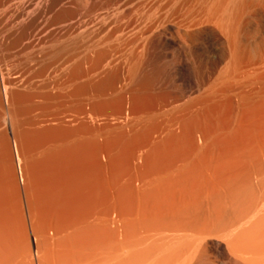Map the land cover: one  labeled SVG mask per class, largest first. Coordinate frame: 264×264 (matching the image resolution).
Wrapping results in <instances>:
<instances>
[{"label": "rangeland", "instance_id": "1", "mask_svg": "<svg viewBox=\"0 0 264 264\" xmlns=\"http://www.w3.org/2000/svg\"><path fill=\"white\" fill-rule=\"evenodd\" d=\"M210 1L0 0V200L16 209V238L7 236L18 264H62L34 239L70 242L75 218L96 205L108 228L122 213L160 215L181 199L202 214L206 195L162 185L173 164L264 168V0H213L233 6L231 29L218 31L216 21L201 22L199 5ZM222 38L235 43L232 52L239 47L238 66L230 67ZM14 146L36 163L30 192Z\"/></svg>", "mask_w": 264, "mask_h": 264}, {"label": "bare ground", "instance_id": "2", "mask_svg": "<svg viewBox=\"0 0 264 264\" xmlns=\"http://www.w3.org/2000/svg\"><path fill=\"white\" fill-rule=\"evenodd\" d=\"M200 1L201 0L199 1L197 0V2L199 3ZM204 1L205 0H203V3ZM223 1H225L224 4L220 3L219 1L218 2L219 4L222 5H226V3H229L228 0L227 2L226 0ZM204 4L199 5L200 7L202 6V8H204V12H202L203 9L201 10L200 7H199L200 10L198 8L200 12L197 10L199 13L202 12L204 14L205 18L202 17V20L204 18V21H201V18L198 19L197 17H194L196 18L195 20L201 22H205L206 20L207 21L209 20L210 24L216 21V24L215 23L214 24L217 26V29L215 28L217 31L218 29L220 30L219 28L220 26H222L223 29L227 30L226 28L227 24L228 23L231 24L233 20V19L231 20L232 18L231 14L233 13L229 14L230 9H232L233 6L229 9L221 5L217 6V2H214L213 0L208 2L206 5ZM226 7H229L228 4ZM227 9L229 10V12L227 11ZM198 14L196 12L195 15L200 17L201 14L200 15ZM194 18L190 19L192 24H193L192 20ZM230 20L231 22H229ZM207 21L205 23L209 24L207 23ZM194 23L196 26L197 23L196 22ZM199 24L201 23L198 22V26H200ZM192 27L193 26H190V28ZM229 27L228 29H231ZM232 28H234V26ZM223 31L225 32V30ZM231 31L233 33L234 30ZM227 32L224 33L225 35H227L225 37L229 38L231 36V38H229L230 40L231 39L233 40V38H237L235 37V35L233 36L231 34L230 35L226 34ZM226 39L224 38L221 41L222 47L221 46L220 47L223 49L225 58L227 57L226 59L229 61V63L230 62L232 63L229 64V65H233L230 67H234L236 63L233 62H235L234 60L236 59L233 60V56H234L233 53H235L236 55V52L238 51L239 47L238 49H236L237 50L236 52H232L231 47L234 48L235 45L230 46V44L234 43L235 41L233 40L234 42L231 41L232 43H229L228 42L229 39L227 40ZM235 43L237 44V41ZM108 44L110 45L111 43ZM100 45L97 46L100 47ZM41 48L42 47L39 46V49ZM42 52L43 51H41L40 53ZM32 56H30L31 58L29 57L28 60L32 64H35L36 59H34V57ZM236 56L238 57V55ZM225 58H223L224 61ZM28 60L26 62H28ZM17 64L18 63H16V65ZM224 64L225 63H223V65ZM233 70L234 69H232V72L234 73L235 70L234 71ZM224 73L226 72L221 71L220 73H218L219 76H217L219 77V80H221V83L227 80V79L225 80L223 79ZM231 75L233 74H230L229 76ZM226 77L228 78V76ZM216 79H217L216 82H218V78ZM231 81H235V80H231ZM225 84L223 83L222 85ZM236 84L238 86L237 82ZM213 87H215V85ZM3 92L5 93V88L3 89ZM16 148H15V152H16L15 164L17 167L19 180L22 185H25L26 184L25 181L27 180L26 189L27 192L28 191L30 192L33 186L30 183V181L32 180L30 173L33 169H35L34 167L36 166L35 165L36 163L35 162L29 163L25 159L20 158L21 156L17 155L18 149L16 151ZM227 165H223L222 167L216 166L214 168L204 169V168H188L185 165L178 166L173 164L169 168L167 167L166 169H164L163 171L164 176L162 178L163 186L169 187L172 186L171 184L173 183L174 186L181 188V190L178 191L180 195L182 194L188 197H192L196 193H198L200 197L202 195H206L208 199L205 207L206 211L202 212V214L197 213L201 205L192 201L184 202V200L181 199V201L183 202L174 204V206L176 207L166 209L160 215L148 217L146 215H143L142 213L140 214L135 213V215L133 213L130 214L127 212H125V214L122 215L123 214L122 213L120 214L119 217L113 219V223L111 222L113 224L112 227L108 228L107 226L109 224V223L107 224L108 220L106 221L104 217L99 216V214H98L99 217H97V215L95 217L96 214L95 209H97L96 208L97 205L95 206V208L93 205L95 213L93 210L91 213L87 215L75 218V220H77V223H75L72 226L76 229V231L71 235L72 238L70 242L62 240L56 246L55 245L52 246L50 244V241L44 234L39 237V240H37V238L34 239V244L36 245L37 249L41 251L40 253L47 254V256L45 255L47 259H48V255L51 258L57 255L56 259L58 257L59 260L61 258L62 259L63 258L65 259L66 257L68 258V256L70 255H72L73 258L74 256H76L77 260L75 258V260L73 261L76 262L73 264H264V168L263 169L260 168L254 171L244 170L238 173L237 170L233 168L234 166H229V165L227 166ZM16 193H18L17 189H16ZM137 202H134L132 204L136 205ZM106 206H108L110 209L111 205L110 206L106 205ZM114 207L113 209H115ZM14 209L15 208L12 207L11 203H8L5 200H0V264H18V260H16L18 257L15 258L16 256L13 254L14 251L11 250L12 244H10L11 242H9L8 240L11 238V237L8 238V236L12 235V233L10 232H12L11 229L13 228V226L14 228L17 227L16 226L17 223L12 225L13 224L12 221L13 222L15 221L13 220L15 219L13 213L16 209L15 210ZM33 212H34V208H32L31 206V209H29V213L31 214ZM45 212L46 211H44V213ZM12 215L14 217L11 220ZM40 217L43 219L44 216L43 217L40 216ZM45 219L49 220L51 218H49V215H47L43 219L44 222ZM110 219L111 218H109V220ZM30 220H32V218ZM33 220L35 219L33 218ZM18 222L20 223V221ZM47 222L48 221H46V225ZM40 223L39 225L42 226L43 223L41 224ZM43 226L45 225L43 224ZM8 227L9 229L12 227L10 231H8L10 234L6 232ZM135 229L137 231H141L140 235ZM43 230L44 229H41V231ZM133 230L134 232L135 231L137 232L136 234H138L136 236L134 235L135 237H132L133 235L132 233H134L132 232ZM130 233L132 234L131 236ZM15 235L16 234L12 236L15 237ZM23 247H21V249ZM13 249L15 248L13 247ZM45 257L42 256L41 258H45ZM73 258L71 257L70 260L72 261ZM64 259L62 260L63 263H65L66 262L65 260H67ZM70 260L67 262H70ZM50 263L54 264L52 262V259ZM58 263L55 262V264Z\"/></svg>", "mask_w": 264, "mask_h": 264}]
</instances>
